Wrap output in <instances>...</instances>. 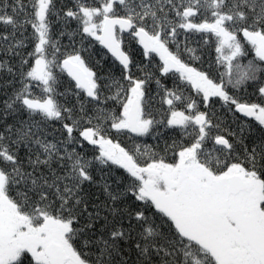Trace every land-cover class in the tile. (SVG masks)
Instances as JSON below:
<instances>
[{"label": "snow or ice", "instance_id": "obj_1", "mask_svg": "<svg viewBox=\"0 0 264 264\" xmlns=\"http://www.w3.org/2000/svg\"><path fill=\"white\" fill-rule=\"evenodd\" d=\"M0 264H264V0H0Z\"/></svg>", "mask_w": 264, "mask_h": 264}, {"label": "trees", "instance_id": "obj_2", "mask_svg": "<svg viewBox=\"0 0 264 264\" xmlns=\"http://www.w3.org/2000/svg\"><path fill=\"white\" fill-rule=\"evenodd\" d=\"M192 40L193 41L199 40V36L192 37ZM134 48H136L137 51L139 50L138 45H134ZM104 51H106V50H102L101 46H99V45H97V48L94 49V52H98V53H102ZM204 51H205V56H204L205 61L211 62L212 60H214L215 52H214V49L212 48L211 45L205 47ZM251 56H252V54L250 53L249 57H247L246 60L250 59ZM96 59H100V55H97ZM246 60H245V62H246ZM204 66L207 67V64H205ZM109 68H111L113 71H117V69H116V67L113 64V61L111 59H108L105 61V70H108ZM249 91H251V90H249ZM149 142H151V141H149Z\"/></svg>", "mask_w": 264, "mask_h": 264}]
</instances>
